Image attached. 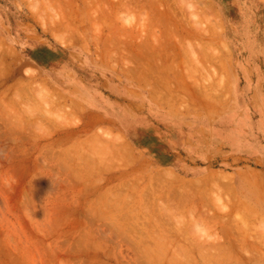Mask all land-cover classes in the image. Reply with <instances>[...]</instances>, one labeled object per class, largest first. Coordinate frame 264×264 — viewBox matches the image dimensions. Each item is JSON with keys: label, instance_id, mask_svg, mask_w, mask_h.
<instances>
[{"label": "rangeland", "instance_id": "rangeland-1", "mask_svg": "<svg viewBox=\"0 0 264 264\" xmlns=\"http://www.w3.org/2000/svg\"><path fill=\"white\" fill-rule=\"evenodd\" d=\"M0 264H264V0H0Z\"/></svg>", "mask_w": 264, "mask_h": 264}, {"label": "bare ground", "instance_id": "bare-ground-1", "mask_svg": "<svg viewBox=\"0 0 264 264\" xmlns=\"http://www.w3.org/2000/svg\"><path fill=\"white\" fill-rule=\"evenodd\" d=\"M232 9H233V8H232ZM235 10H236V9H235ZM121 143H122V145L125 147L124 142H121ZM121 149H122V148H121ZM120 151H121V150H120ZM120 151H119V152H120ZM158 172H159V171H158ZM155 173H157V172H155ZM155 173H154V174H155ZM158 175H162V176H163V174H161V171L159 172ZM153 176H154V175H153ZM157 177H160V176H157ZM152 178H153V177H152ZM160 178H163V177H160ZM160 178H158V179H160ZM164 178H165V176H164ZM154 179H155V178H154ZM166 179H167V178H166ZM226 211H227V210H226ZM227 212H229V211H227ZM228 218H229V217H228ZM228 218H227V220H228V223H227V224H229V222H230ZM224 219H225V218H224ZM221 220H222V219H221ZM227 220H226V221L223 220V222L225 223V222H227ZM221 222H222V221H221ZM222 226L225 228L227 225L224 224V225H222ZM229 226H232V225L229 224L227 227H229ZM223 227H222V228H223ZM232 227H233V226H232ZM225 229H226V228H225ZM229 229H230V230L227 229V232H228V233H230L231 230H232L230 227H229ZM221 231H222V230H221ZM229 231H230V232H229ZM225 232H226V231H225ZM227 232H226V233H227ZM173 255H175V254H173ZM211 255H212V254H211ZM211 255L209 256V254H208L209 257H211ZM216 255H217V254H216ZM216 255L214 254V256H216ZM226 255L228 256V254H226ZM208 256H207V257H208ZM214 256H213V257H214ZM231 256H232V255H231Z\"/></svg>", "mask_w": 264, "mask_h": 264}]
</instances>
